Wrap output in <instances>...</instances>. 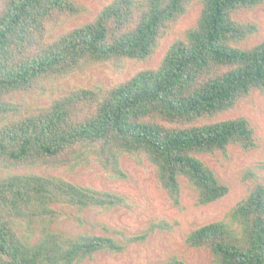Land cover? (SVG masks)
Masks as SVG:
<instances>
[{
    "label": "trees",
    "instance_id": "1",
    "mask_svg": "<svg viewBox=\"0 0 264 264\" xmlns=\"http://www.w3.org/2000/svg\"><path fill=\"white\" fill-rule=\"evenodd\" d=\"M194 2L111 0L67 30L88 12L79 0H0V264H81L99 252L122 254L168 227L152 224L122 240L89 231L83 214L127 203L67 179L85 168L124 180L123 157L146 163L178 209L182 183L200 207L229 194L203 158L257 148L246 118H220L252 92L264 95V36L246 47L259 29L238 19L264 0H202L196 24L156 68L110 88H61L94 68L149 61ZM53 89L59 96L44 106L27 102ZM42 168L46 174L33 172ZM250 183L222 219L185 238L212 264H264V183ZM68 221L76 230L62 229Z\"/></svg>",
    "mask_w": 264,
    "mask_h": 264
},
{
    "label": "rangeland",
    "instance_id": "2",
    "mask_svg": "<svg viewBox=\"0 0 264 264\" xmlns=\"http://www.w3.org/2000/svg\"><path fill=\"white\" fill-rule=\"evenodd\" d=\"M110 1L79 0L88 12L66 24V29L70 30L91 21ZM201 7L202 0H195L187 14L171 25L149 61L129 62L123 71L115 70L110 65L94 68L75 79L66 80L61 88L65 90L71 87L110 88L141 70L156 68L169 46L175 40L184 37L186 30L196 24ZM238 19L255 24L259 29V33L245 44L246 47L258 44L264 36V3L254 10L241 12ZM58 92L53 89L39 100L29 98L27 102L44 106L51 98L59 96ZM237 117H243L249 121L254 129L257 148L251 152H242L232 147L226 159L218 154L212 158H203L219 180L230 189L225 198L207 207L197 206L196 199L184 183H182L181 208L171 206L166 194L156 182L154 170L146 163L139 166L127 157L121 159V167L126 174L124 180L107 178L96 167L66 175L67 179L73 183L114 193L126 199L127 207L117 208L107 213L93 211L83 214L89 231L122 240L123 236L141 233L152 224L168 226L156 230L145 243L128 247L122 254L99 252L92 259L81 264H166L171 258H177L184 264H212L210 253L192 249L185 243L187 234L199 226L222 219L246 195L251 178L256 177L264 183V95L256 91L252 92L249 97L242 99L232 112L223 115L220 119ZM23 172L25 171L20 170L13 173ZM33 172L47 173L45 168ZM49 173L58 174L59 171ZM104 228L108 232H105ZM62 229L67 233L76 230L71 221L63 223Z\"/></svg>",
    "mask_w": 264,
    "mask_h": 264
}]
</instances>
